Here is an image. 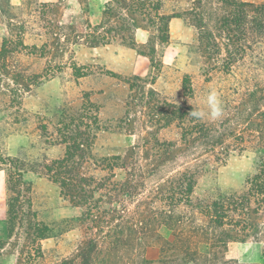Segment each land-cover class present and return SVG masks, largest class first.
I'll return each instance as SVG.
<instances>
[{
	"label": "trees",
	"instance_id": "16d2710c",
	"mask_svg": "<svg viewBox=\"0 0 264 264\" xmlns=\"http://www.w3.org/2000/svg\"><path fill=\"white\" fill-rule=\"evenodd\" d=\"M77 1L80 9L75 13L64 0H20L18 5L0 0V94L9 96L10 103H22L31 85L53 76L54 69L65 63L56 58L68 53L73 59V46L94 48L118 42L147 56L152 68L158 69L156 45L169 43L173 18L189 20L202 45L223 53L217 64L222 74H230L236 65H248V79L237 81L240 89H224L220 98L225 111L218 121L191 118L188 114L197 107L186 102L162 101L153 107L150 98L158 123L163 122L162 127L175 124L178 137H155L146 148L149 142L141 136L144 145H132L126 157L111 155L93 161L94 169L106 172L101 176L84 172L100 129L86 93L79 111L66 119L62 114L57 124L58 143L65 145L61 157L30 162L0 150V169L8 171L10 192L8 238L0 239V254L20 229L22 264H44L38 261L44 258L40 241L50 237L54 228L39 220L33 209L31 187L23 178L30 171L48 178L64 200L81 209L78 222L89 233L72 256L55 264H242L227 257L230 242L251 239L264 245V82L256 76L264 72V1L108 0L97 23L89 18L88 0ZM138 30L148 33L145 45L136 40ZM20 55L50 57L47 65L56 67L52 72L48 68L30 74L21 68ZM73 72L76 77L86 75L79 67H73ZM126 82L130 90L143 92L147 85L138 76ZM182 86L190 96L193 88L188 75ZM149 93L157 94L152 88ZM232 94L240 96L235 99ZM39 129L48 133L45 123ZM248 149L257 154L258 162L243 189L193 199L203 174L223 163L231 151ZM116 168L125 171L121 180L114 179ZM149 247L158 248L156 259L145 256Z\"/></svg>",
	"mask_w": 264,
	"mask_h": 264
},
{
	"label": "rangeland",
	"instance_id": "374dc122",
	"mask_svg": "<svg viewBox=\"0 0 264 264\" xmlns=\"http://www.w3.org/2000/svg\"><path fill=\"white\" fill-rule=\"evenodd\" d=\"M56 2L58 0H40ZM108 0H88L89 18L97 23L101 16L103 5ZM261 2L264 0H251ZM10 2L20 4V0ZM69 10L77 13L80 3L77 0H64ZM148 33L136 32L138 43L145 45ZM31 41V40H28ZM71 54V53H70ZM68 53L56 62L65 61L54 69L53 76L40 79V83L31 85L23 95L22 103H10L9 96L0 94V150L9 156H18L26 161L35 162L44 159L52 160L61 157L65 145L58 143L57 124L61 119L73 117L82 107L84 94L89 95L91 113H96L100 129L92 145V155L86 157L84 172L96 176L106 172L94 169L93 161L111 155L126 157L132 145H144L141 136H145L148 145L152 146L154 138L171 140L178 137L175 124L162 127L158 116H154L153 107L162 101L183 104L184 102L197 108L204 107L203 98L209 90H216L219 96L227 88H241L237 81L248 79L246 67L236 65L233 71L222 74L219 66L223 53L208 49L199 42V32L189 20L177 19L170 26V40L167 45H156V59L160 62L158 69L152 68L147 56L140 55L135 49L118 42L99 47L73 46V59ZM50 59H37L25 55L18 56L21 68L27 73H44L45 69L56 67L47 65ZM75 65H74V64ZM143 65V66H141ZM19 66V65H17ZM73 67H79L86 73L76 77ZM188 75L192 82V94L185 95L182 80ZM138 76L147 81L144 92L139 88L129 89L126 80ZM257 79L264 82V72L260 71ZM0 82V92L1 85ZM263 85V84H261ZM157 94H150L149 89ZM231 92V91H228ZM240 95L232 94L235 98ZM239 99V98H237ZM7 100V101H6ZM40 123H45L48 133L42 134ZM47 135V137L45 136ZM257 154L248 149L243 152L231 151L223 163H216L214 169L208 170L199 179L194 189L193 199L212 198L218 193H228L241 190L246 180L257 168ZM115 180L125 176L123 169H114ZM6 169H0V239L6 240L8 230L6 223L7 199L10 192L6 188ZM31 187L28 195L31 197L33 209L37 218L54 228L52 235L40 241L44 258L38 259L44 264H55L63 257L72 256L77 247L89 235L84 225L78 222L81 209L71 205L60 195L56 184L46 177L33 172L23 174ZM166 234V230L162 229ZM0 254V264H22L24 253H18L24 243L22 230L17 229ZM264 245L262 242L247 240L230 242L227 257L236 259L242 264H263ZM149 259L159 256L157 247H149L145 251Z\"/></svg>",
	"mask_w": 264,
	"mask_h": 264
},
{
	"label": "clouds",
	"instance_id": "9594fccd",
	"mask_svg": "<svg viewBox=\"0 0 264 264\" xmlns=\"http://www.w3.org/2000/svg\"><path fill=\"white\" fill-rule=\"evenodd\" d=\"M202 102L204 107L192 109L188 116L198 121H218L224 116L223 101L216 90H209Z\"/></svg>",
	"mask_w": 264,
	"mask_h": 264
},
{
	"label": "crops",
	"instance_id": "0c3cea01",
	"mask_svg": "<svg viewBox=\"0 0 264 264\" xmlns=\"http://www.w3.org/2000/svg\"><path fill=\"white\" fill-rule=\"evenodd\" d=\"M12 1H16V0H12ZM177 19H179V18H173V19L171 20V22H170V26H171V24H173ZM138 31H139V30H138ZM140 31L146 34V31H144V30H140ZM94 48H95V47H94ZM141 66H143V65H141Z\"/></svg>",
	"mask_w": 264,
	"mask_h": 264
}]
</instances>
